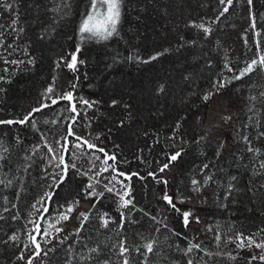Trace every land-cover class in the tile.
I'll return each mask as SVG.
<instances>
[{
  "label": "trees",
  "instance_id": "1",
  "mask_svg": "<svg viewBox=\"0 0 264 264\" xmlns=\"http://www.w3.org/2000/svg\"><path fill=\"white\" fill-rule=\"evenodd\" d=\"M20 24L17 27H24V32L16 37L15 33L7 35L6 43H10L16 49L7 51L0 49L7 59H16L23 61L21 64H5L0 59V75L6 78L5 82L0 83L5 91L0 92V119L18 118L28 112L36 105L40 99V94L52 83L53 77H57L56 87L63 91L67 87L69 81L74 80V75L64 68L56 67V62L61 55H65L75 49L76 44V28L80 20V13L85 9L86 0H72V15L60 22L55 32L49 31L43 39L40 34L43 28L52 23L51 17L53 13L48 11L52 4L48 0H18ZM129 6L133 9L127 13L122 22L121 35L123 40H113L104 43H88L83 46L81 58L86 63L80 66V81L77 93L83 95L89 100L98 101L91 109L87 110V118L83 119L76 130L92 139L99 135L100 139L95 143L104 147L109 154L117 155V167L125 173L139 172L142 176H147V172L157 168V161H163L164 154L162 149L165 144L171 143L165 139H161L160 144L153 145V150L149 151L148 146L153 144V133H160L161 137L170 134L173 121L178 116L186 114L187 105L181 103L182 99L187 98L191 91L200 92L209 87V81L216 77V73L223 68V64L227 59L234 67H243L246 59L252 58L256 49L254 42L260 39L255 36L254 31H247L250 25L248 11L246 6L234 4L225 17H221L219 21L212 25L214 32L212 36L205 41L203 33H197L194 28H186L188 21L197 23L204 21L206 25L218 15L223 6L219 5L218 0H128ZM255 12L257 14V29L262 31L264 36V24H261L259 15L264 13V0H254ZM37 5L40 7L37 8ZM143 8V11L140 9ZM39 17L43 23H33ZM139 17V19H137ZM11 16L4 12L0 14V24H4L8 29ZM183 35L186 40H197L198 43L192 47L180 48V36ZM71 37V39H70ZM252 46L251 51L245 44ZM217 41L219 43H217ZM264 47V44H262ZM165 48L171 49L167 54L160 56L157 60L149 64H136L134 62H121L113 64L112 57L116 52H120L122 57H126L132 53L138 52L141 56H148L161 52ZM11 53V55H9ZM34 58L35 65L28 64V60ZM211 60L214 67L206 66V61ZM108 65H112L108 67ZM85 73L87 74L85 77ZM191 74V79L185 81L184 77ZM231 75V73H226ZM253 80L257 85L264 84V77L255 73L251 78L245 77L241 81H236L219 97H214L209 102V108L205 109V119L201 125H197L195 121L196 109L192 108V114L185 121L188 129V139L194 140L197 135H202L201 129L208 125L209 110L213 116L212 123L218 119V113L225 111L235 113L233 122L230 126L223 128H213L210 139L212 145L210 147H197L191 145L187 149V154L177 169L168 174L170 181L169 189L172 193L176 192L177 187L185 190L186 185L181 181H186L191 170L199 165L204 157L200 155L201 151L207 153L209 157L213 156L215 144L217 140L228 138L230 144L232 137L235 136V128L239 127L245 120V104L244 96L247 95L246 84L252 83ZM160 84L166 85V94H157L156 89ZM240 91H237V89ZM264 90L261 88L252 89L253 92ZM121 101L116 106H112V100ZM191 100H197V97H191ZM191 100L188 103H191ZM199 101L197 100V103ZM67 102L45 109L38 115V122L41 131L49 134V139L59 138L67 130L70 121L65 120L69 115L68 112L61 113V105ZM129 104L130 108L125 109L124 104ZM80 108V105H77ZM57 120V124H45L44 121ZM123 120L124 126H119V122ZM90 123V127H86ZM231 129V130H230ZM147 131L149 135L144 136ZM20 135L25 139V143L31 144L39 140V135L34 133L27 127L18 126H0V138L11 146L13 138ZM255 133H253V136ZM73 138H69L70 144ZM69 144V146H70ZM254 147L264 149V139L257 142L253 140ZM243 147L242 145L231 144V147L225 151L221 158L223 166L229 174H237L241 176V186L246 188L250 173L241 168L237 171L233 165L229 164L233 161V152ZM142 150V151H141ZM170 150V149H166ZM46 151V149H42ZM23 155V145L20 148H13L11 159L13 160V168L9 173L10 176H22L23 172H16L15 165H22L23 160L19 159ZM103 157V154H100ZM36 163L29 169L31 173L25 176L24 187L27 189L25 193H21L20 200H16V191L19 187V180L11 189H0V213L4 219H0V264H24L18 261L17 256L23 244L28 241V230L33 225L25 223L29 219L28 213L32 211L31 205L45 191L42 185L50 181L41 179L43 175L44 162L39 157L34 158ZM66 159L71 157L66 156ZM247 159V157H246ZM147 161V163L142 162ZM112 163V161H109ZM85 166L87 161H84ZM7 170V167H6ZM108 176L109 173H104ZM120 179H123L121 177ZM88 182L87 177L75 176L69 183L61 185L58 195L55 197L57 205L64 204L66 200L71 199L77 192ZM264 182V177H257L256 183ZM107 183V181H105ZM131 196L138 208H143L153 215L163 211V202L160 196L164 191V185L156 184L150 177L146 181H141L137 177H133L130 182ZM208 202L201 204L194 200L192 204H186L181 207H192L194 211L203 216L208 223H212L217 219H228L229 217L218 210L212 201V193L209 191ZM7 196L9 200L18 205L20 218L13 221L10 219L17 209L11 212H4V202L2 197ZM101 203L97 204V208L92 210L90 222L85 225V231L82 236L85 243L94 246L97 243L111 245L118 239L116 236V225L110 224L108 229H97L102 221L97 219V212H108L110 216L119 218V212L116 211L117 205L113 201L117 197L106 193ZM241 204L233 209L236 213L231 219L236 221V227L245 232H253L258 227H264V197L257 195L255 203H253L247 195L240 197ZM89 201H81L80 211L88 210ZM11 207V205H8ZM251 207L253 211H247ZM63 211V209H60ZM75 215V214H73ZM133 219H139L141 213H131ZM170 225L179 232L185 231L179 218L174 213L169 212ZM37 219L41 226V232L47 228L50 234H55L56 213L52 212L51 217L46 216L40 220L38 216L32 217ZM66 223V230H71L78 226L77 222L69 221ZM154 225L147 217L140 220L139 224L126 225L127 237L130 244L140 243L135 233L143 232L148 238L155 233ZM193 231L200 234V239L204 240L209 249L216 251L212 240L201 232V226L193 225ZM16 232L20 240L16 243L3 241ZM192 235L193 233H188ZM166 236H170L167 230L162 229L158 234V239L164 241ZM91 237V239H88ZM74 239V238H73ZM37 241L44 247L43 240L37 236ZM72 243L69 240L63 248L57 250V257L51 260L50 264H64L67 258V244ZM173 239L168 240V244H174ZM183 246L186 241H179ZM234 246L230 245L223 251H231ZM164 252L163 256L152 255L149 258V264H169L170 259L183 260L181 254L174 252L168 246L161 245ZM82 245H76L75 252H84ZM235 255V253H233ZM251 252H241L240 258L231 261L225 257H215L209 260V264H246ZM168 257V259L165 258ZM113 261L116 257H112ZM143 257L132 253V264H140ZM208 260V257H205ZM36 264H41L39 260ZM73 264H80L79 259H74Z\"/></svg>",
  "mask_w": 264,
  "mask_h": 264
},
{
  "label": "snow or ice",
  "instance_id": "2",
  "mask_svg": "<svg viewBox=\"0 0 264 264\" xmlns=\"http://www.w3.org/2000/svg\"><path fill=\"white\" fill-rule=\"evenodd\" d=\"M48 2L52 4V7L47 9L53 13L52 23L43 28L40 34L41 39L49 34L50 30L55 32L60 22L72 15V0H48ZM149 2H153V0H149ZM218 3L223 7L211 23L206 25L204 21L197 23L190 20L185 27L194 28L197 33L202 32L204 40L207 41L214 32L212 25L219 21L221 17H225V14L229 12L234 4L246 6L248 18L250 19L249 29H246V32L254 31L255 36L260 38L254 42L256 51L252 58L244 61L243 67H234L226 59L223 68L216 73L214 79L209 81L207 89L200 92L191 91L188 93L187 98L182 99L181 103L187 105L186 114L178 116L173 121L168 136L161 137L160 133H153V144L148 146L149 151H152L153 145L160 144L161 139L170 141L171 143L165 144L162 149L163 161H157V168L148 171L147 176H142L139 172L125 173L119 169L117 167V155L115 153L109 154L104 147H100L95 143V140L100 139L99 135L92 139L90 135L86 137L76 130L79 123L87 118V110L98 103V101L89 100L77 93L80 81V66L86 63L81 58L82 48L88 43H104L106 45L113 38L123 40L121 35L122 22L125 15L133 10L129 6L128 0H86L85 9L80 13V20L75 32V49L61 55L56 62V67L63 66L69 70L74 75V80L69 81L65 90L60 91L56 87L57 77L54 76L52 83L40 94V99L28 112L18 118L0 119V126L27 127L39 135V140L31 144L25 143V139L17 135L13 138L11 146L0 138V189H11L19 180V187L16 191V200L19 201L21 193L27 191L24 187L25 176L31 174L29 169L36 163L34 158L37 156L44 162L41 179L50 181L42 185L45 191L31 205L32 211L28 213L29 219L25 223V228L28 227V224L33 225V227L28 230V241L20 249L17 256L18 261H23L24 264H36V261L39 260L41 264H50L51 260L57 257V250L63 248L71 240L72 243L67 244V258L64 264H73V260L77 258L80 264H132V253L143 257L140 264H149L150 256L164 255L161 245L165 244L184 258L183 260L170 259L169 264H209V260L215 257H225L231 261H236L240 258L241 252L252 253L246 264H264V227H258L255 231L248 233L238 229L235 226L236 221L231 219L232 216L236 215L233 209L241 204L240 197L247 195L253 203H255L258 194L264 197V182L256 183L257 177H264V149L253 146V140L259 142L264 139V90L252 91L255 88L264 89V84L257 85L253 80L252 83L245 85L247 89V95L244 96L246 118L239 127L235 128V136L231 140V144L242 145L243 147L232 153L234 159L229 167L234 165L237 171L243 168L244 171L250 173L247 187L241 186L240 175L229 174L223 166L224 161L221 158L224 156L225 151L231 147L228 138L225 137L216 141L213 156L209 157L206 152H200L204 160L191 170L186 181H181L182 184L186 185L187 194L180 187H177L175 193H172L169 189L168 174L179 167L187 154V149L191 145L200 148L210 147L212 145L210 136L213 128L230 126L235 116V113L227 111L218 113V119L215 123H212L213 116L209 110L208 125L201 129L203 134L197 135L194 140H190L187 138L188 129L185 126V121L192 114V108L196 109V124L201 125L205 119V109L209 108V102L214 97L221 96L224 90L234 82L241 81L245 77L251 78L254 73L264 77V47H262L264 36H262V31L257 29L254 0H218ZM39 7L37 5V8ZM143 10V8L140 9V11ZM4 12L9 13L12 17L7 26L11 31L9 32L4 24H0V49L7 51L11 48L12 51H15L16 49L12 44L6 43V37L15 33L16 37L19 38L25 30L22 26L17 27L20 24L18 0H0V14ZM259 19L261 24H264V13L259 15ZM33 23H43V21H40L37 16ZM180 41L177 51L180 48L192 47L198 43L197 40H186L183 35L180 36ZM217 43L219 42L217 41ZM245 44L251 51L252 46L248 45L247 39H245ZM169 51L171 49L165 48L163 51L156 52L147 58L141 56L138 52L122 57L121 53L117 51L112 57V62L113 64L121 62H134L138 65L149 64ZM0 59H3L5 64L24 63L16 59L9 60L2 54H0ZM35 63L34 58L28 60V64L34 66ZM111 66L108 65V67ZM206 66L212 68L214 64L211 60H207ZM226 73H231V75H226ZM86 75L85 73V77ZM191 78V74H189L184 77V80L189 81ZM5 80L6 78L0 75V83L5 82ZM3 91L5 89L0 87V92ZM237 91H240V89L238 88ZM156 92L158 95L166 94V85L160 84ZM191 97H197L199 102L191 100ZM189 100H191L190 104L188 103ZM61 102H67L61 105L60 111L61 113H69L65 120L70 121V123L63 135L50 140L49 134L41 131L39 127L38 115L45 109L59 105ZM119 103L121 101L115 99L111 101L112 106ZM77 105L81 107L78 108ZM123 107L129 109L130 105L125 103ZM44 123L55 125L57 120H45ZM90 123L89 121L85 126L90 127ZM119 126H124L123 120L119 122ZM253 133H255L254 136ZM143 134L145 137L149 135L147 131ZM69 138H73L71 144ZM21 145H23V155L19 159L23 160L24 163L22 165L17 163L15 167L16 172H23L24 175L10 176L9 173L12 171L14 164L11 159L13 148L18 149ZM42 149H46V151H42ZM100 154H103V157ZM66 156L71 157V159H66ZM84 161H87L86 166ZM109 161H112V163H109ZM142 162L147 163L144 160ZM104 173H109V175L104 176ZM75 176L87 177L88 182L74 197L66 200L64 204L57 205L55 197L58 195L61 185L69 183ZM134 176L141 181H146L150 177L156 184L164 185V191L160 196V200L163 202V211L153 215L151 212L136 206L131 196L130 184L126 183V181L130 182ZM121 177L123 179H120ZM209 191L212 193V201L215 207L224 212L229 217L228 219H217L212 223H208L192 207H181L192 204L194 200L206 204ZM106 193L117 197L113 202L117 205L116 211L119 212V218L110 216L108 212H97L96 218L102 221L97 232H99V229H108L110 224H115L118 239L111 245L100 242L94 246H89L84 242L85 238L82 233L86 230L85 225L90 222L92 210L97 208V204L101 203L102 199L111 198L106 196ZM2 199L4 202L3 211L11 212L13 209H17L10 219L13 221L18 220L20 218L18 205L11 202L7 196L2 197ZM81 201L90 202L88 210H79ZM261 202L264 203V200ZM8 205H11V207ZM60 209H63V211H60ZM247 211H253V209L248 207ZM52 212L56 213V224L59 227H55V234H50L47 228L41 232L40 223L32 217L38 216L40 220H43L46 216L51 217ZM133 212L141 213L140 218L133 219L131 215ZM169 212L174 213L180 219L185 231L179 232L171 227ZM144 217L157 225L155 227L157 235L148 238L143 232L137 231L135 235L140 243L130 244L126 225L139 224ZM0 219H4L2 213H0ZM70 220L77 222L78 226L68 232L65 222ZM193 225L201 226V232L206 237L211 234L209 238L212 240L216 251L210 250L205 241L200 239V234L193 231ZM162 229L170 233V236H166L164 241L158 239V234ZM190 232L193 234L189 235ZM37 236L42 238L44 247H41V243L37 241ZM88 239H91V237H88ZM169 239H173L175 243L168 244ZM19 240V235L13 232L8 240L3 241V243H16ZM181 240L186 241V244L182 246L179 243ZM78 244L82 245L85 249L84 252H75ZM230 245L234 246L231 251L222 250L227 249ZM113 256L116 257L115 261L112 259ZM205 257H208V260H205ZM165 258L168 259L167 256Z\"/></svg>",
  "mask_w": 264,
  "mask_h": 264
}]
</instances>
